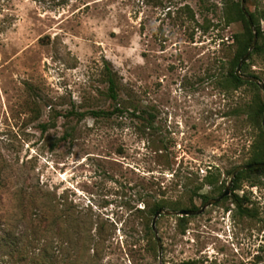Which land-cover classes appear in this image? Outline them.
<instances>
[{
  "label": "rangeland",
  "instance_id": "1",
  "mask_svg": "<svg viewBox=\"0 0 264 264\" xmlns=\"http://www.w3.org/2000/svg\"><path fill=\"white\" fill-rule=\"evenodd\" d=\"M226 1L0 0V264H264L263 170L229 185L244 209L158 216L160 257L147 211L198 209L264 150L263 91L225 85L245 42Z\"/></svg>",
  "mask_w": 264,
  "mask_h": 264
},
{
  "label": "trees",
  "instance_id": "2",
  "mask_svg": "<svg viewBox=\"0 0 264 264\" xmlns=\"http://www.w3.org/2000/svg\"><path fill=\"white\" fill-rule=\"evenodd\" d=\"M226 6L224 9V20L226 21V23H230L233 21H242V23L244 24V31L242 34V38L245 42L244 43H239L237 45V49L234 55L233 60L231 61V69L228 72V78L226 80V86H231L233 88H237L240 85H246V86H250L256 89H259L258 85L254 82L251 81H244L239 79L234 71L235 68L237 66V63L239 61V59L246 53V51L248 50L249 44L252 41L253 38V32L252 29L250 28L248 21L246 19V16L244 15V13L241 10V5H240V0H227L226 1ZM185 8L183 9V13H186V16L189 17V19H193L194 18V14L192 9L188 6V5H184ZM182 9V8H181ZM246 11L248 12V14L250 15L252 22H253V26L255 25V32L257 37H264V31L261 30L260 26L258 25V22H256L255 16L250 13L248 11V9L245 7ZM168 12L170 11V8L167 10ZM240 37H236L237 41H239ZM261 50V46L258 44H255L252 53H256L259 52ZM251 54L248 56L246 61L242 62L241 65V71L243 73H245L246 75H252L255 76L257 78H259L255 73H252L249 70V63L248 60L250 59ZM107 81H108V94L109 96L116 100L117 99V91H116V83L114 81V78L112 76V73L110 71H108L107 73ZM245 107H247V111L249 114H251V117L254 119H260L263 113V107H264V102H261L258 99H252L249 103H247L245 105ZM115 111H119L120 109L118 107L114 108ZM263 142H264V138H263ZM264 161V150L261 147V144H256L254 145L253 148V155L251 156L250 160L246 163H252V162H263ZM264 171V167H257V168H250L247 170H241L239 172H237L233 178V182H237L238 179H240V177L242 175H249L250 173H253L255 171ZM210 175H205L204 180L207 183H211L212 181L209 179ZM254 182V181H252ZM232 191V188H231ZM27 191L21 189L19 191V193L21 195H24ZM41 191L39 189H34L32 191V193L34 194H39ZM222 192V191H221ZM219 192V194L221 193ZM31 193V194H32ZM231 196V200L232 203H234L239 209H244L242 207V204L244 201L247 200V196L246 194L243 195H237L235 193H231L229 194ZM203 198H207L206 195H202ZM163 207H167L166 204L164 203V201H155L152 205H150V207H148L147 211L149 215H154L155 211L158 210L159 208H163ZM196 207L194 205L191 206V209H195ZM143 211V210H142ZM187 216H183V217H179L180 219H183ZM181 264H195L193 261H184L181 262Z\"/></svg>",
  "mask_w": 264,
  "mask_h": 264
},
{
  "label": "water",
  "instance_id": "3",
  "mask_svg": "<svg viewBox=\"0 0 264 264\" xmlns=\"http://www.w3.org/2000/svg\"><path fill=\"white\" fill-rule=\"evenodd\" d=\"M240 5H241V10L244 13V15L246 16V19L248 21V24L250 26V28L252 29L253 32V38L252 41L248 47V50L246 51V53L239 59L237 66L235 68V75L244 81H251L254 82L258 85V87L263 91L264 93V83H262L259 78L252 76V75H246L241 71V65L243 61H246L248 56L250 55L251 50L253 49L255 43H256V32L253 30V22L252 19L250 17V15L248 14V12L245 9V0H240ZM262 127L264 129V107H263V114H262ZM257 167H264V161L263 162H252V163H245V164H240L237 165L236 167H234V169L231 170V172L229 173V178H228V183L226 184L225 188L222 190V192L220 194H218L215 197L209 198L207 201H205L198 209H179V210H169V209H165V208H159L158 210L155 211L153 217H152V221H151V228L155 233V239L158 245V251H159V257H160V253H161V241L160 238L157 235V229H156V220L158 218V216H160L161 214H165V215H176V216H192V215H199L201 213H203V211L205 210L206 207L217 204L218 202H220L224 197L228 196L230 194V188L229 185L232 182L233 177L235 176V174L241 170H247L250 168H257ZM161 264V263H160Z\"/></svg>",
  "mask_w": 264,
  "mask_h": 264
}]
</instances>
